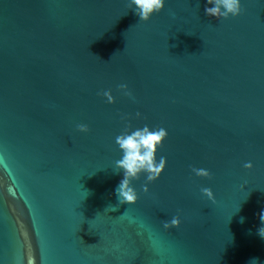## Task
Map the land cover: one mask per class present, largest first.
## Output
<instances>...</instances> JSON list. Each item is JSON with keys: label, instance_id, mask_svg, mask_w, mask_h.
Instances as JSON below:
<instances>
[{"label": "water", "instance_id": "95a60500", "mask_svg": "<svg viewBox=\"0 0 264 264\" xmlns=\"http://www.w3.org/2000/svg\"><path fill=\"white\" fill-rule=\"evenodd\" d=\"M206 3L0 0V264H264V0ZM145 124L167 166L119 204L115 137Z\"/></svg>", "mask_w": 264, "mask_h": 264}, {"label": "clouds", "instance_id": "9594fccd", "mask_svg": "<svg viewBox=\"0 0 264 264\" xmlns=\"http://www.w3.org/2000/svg\"><path fill=\"white\" fill-rule=\"evenodd\" d=\"M166 3L167 0H128V7L134 10L140 17V20L148 21L155 13L161 12L165 8ZM242 11V0H207L205 5L206 15L215 17L218 20L226 19L230 16H239ZM118 88L123 90L125 95L129 97L133 96L127 83L119 84ZM98 94L102 95L109 104H113L116 101V97L112 94L111 89H104ZM140 115V112L136 113L137 117ZM76 127L81 132L89 130L88 124L83 122L78 123ZM168 134L167 128L163 126L155 127L145 124L142 127L126 128L115 137V143L121 151V156L115 161V165L117 169L123 170V176L115 188L119 204H135L139 199V193L133 184V180L138 179L141 174H146V183L143 185L145 192L149 190V183L161 176L167 166V157H158V150L163 145ZM244 167H253V162L246 161ZM191 171L196 176H212L211 170L205 167L192 166ZM200 191L209 200L215 202V195L211 187H202ZM119 204L109 206L110 210H114ZM239 210L240 205L236 211ZM258 216L261 225L257 231L264 238V207L259 210ZM244 219V217H241V222ZM179 223V216H174L171 220L164 221L165 227L178 226ZM249 264H258V258L253 257Z\"/></svg>", "mask_w": 264, "mask_h": 264}]
</instances>
